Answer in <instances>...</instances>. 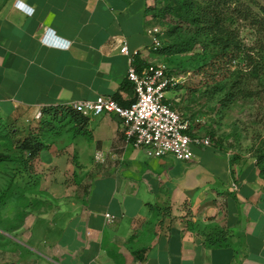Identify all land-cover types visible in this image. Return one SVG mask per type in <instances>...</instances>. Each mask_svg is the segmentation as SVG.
Here are the masks:
<instances>
[{"label": "crops", "instance_id": "crops-1", "mask_svg": "<svg viewBox=\"0 0 264 264\" xmlns=\"http://www.w3.org/2000/svg\"><path fill=\"white\" fill-rule=\"evenodd\" d=\"M149 7L0 0V124L38 127L47 111L103 97L130 107V59L140 73L168 60L153 49ZM47 33L49 43L70 47L45 43ZM167 99L177 110L171 90ZM65 123L68 131H38L47 148L37 161L79 180L69 194L64 183L52 190L55 212L5 233L0 264H264V179L253 158L195 145L193 161L151 158L127 143L115 115L89 118L83 132Z\"/></svg>", "mask_w": 264, "mask_h": 264}, {"label": "rangeland", "instance_id": "rangeland-1", "mask_svg": "<svg viewBox=\"0 0 264 264\" xmlns=\"http://www.w3.org/2000/svg\"><path fill=\"white\" fill-rule=\"evenodd\" d=\"M147 1L154 9L150 16L153 28L159 30L158 38L163 44L172 43L174 38L169 37V32L180 23L179 17L171 12L172 0ZM196 3L205 6V0ZM236 6L249 12L246 20L237 15L233 30L238 45L252 58L250 61L219 71L216 67L222 63L217 51L213 52L214 47H209L202 60L203 46L197 45L188 55L167 57L162 66L179 81L171 89L176 97L171 102L183 120L190 122L191 132L198 137H210L213 147L238 150L257 164V156L264 152V70L258 73L255 69L264 56V0H235L231 9ZM191 31L185 30V36H190ZM62 126L68 131L65 122ZM39 130L37 123L0 124V153L11 159L0 163V241L5 240V233L13 234L29 226L32 219L55 212L58 206L53 195L57 184L64 183L67 186L64 194H69L71 186L79 180L77 172L57 178L55 169L46 166L43 169L41 161H26L28 153L21 146ZM261 176L264 179V174ZM67 198H72V194Z\"/></svg>", "mask_w": 264, "mask_h": 264}, {"label": "built area", "instance_id": "built-area-1", "mask_svg": "<svg viewBox=\"0 0 264 264\" xmlns=\"http://www.w3.org/2000/svg\"><path fill=\"white\" fill-rule=\"evenodd\" d=\"M154 37L153 49L157 50L162 43L157 35L159 30L151 31ZM48 33L44 40L47 41ZM49 43L52 47H70L67 42ZM127 47H123L124 54ZM131 66L128 81L132 84L136 96L135 102L128 108L121 106L112 97H103L97 101L74 102L67 106L87 118L102 115H115L121 120V129L129 145L138 150H144L151 158L172 156L179 161H193V145L211 147L210 137H198L190 130V122L184 121L179 111L168 103V92L178 86L179 81L169 75L163 66L152 68L140 73L134 59H130ZM43 114L36 115L40 120ZM116 217L106 215V224L112 225Z\"/></svg>", "mask_w": 264, "mask_h": 264}, {"label": "trees", "instance_id": "trees-1", "mask_svg": "<svg viewBox=\"0 0 264 264\" xmlns=\"http://www.w3.org/2000/svg\"><path fill=\"white\" fill-rule=\"evenodd\" d=\"M204 7L199 6L196 0H172L170 6L171 12H174L180 20L169 32V37H173L172 43H162V46L154 51L164 57H173L176 55H188L197 45L203 46L205 56L209 47H214L216 55L222 63L219 65V71L233 68L235 65L247 63L252 58L243 51L238 45V36L233 30L236 25L234 19L239 16L240 19L249 18V12L242 7H235V0H205ZM153 8H148L147 13L151 15ZM231 22V23H228ZM192 30L190 36H185V30ZM205 38V40H203ZM264 56L260 66L255 67L258 73L264 70ZM45 119L39 123L40 132L42 130L60 129L62 132L64 126L62 123L69 119L70 123H79L77 131L83 132L89 124V118L64 107L56 111H47ZM48 117H51L50 120ZM22 150L28 153L26 161L38 159L41 152L47 148L46 144L40 139V135H32L27 138L22 146ZM10 157L0 153V163L10 161ZM257 166L261 174H264V152L257 156Z\"/></svg>", "mask_w": 264, "mask_h": 264}]
</instances>
